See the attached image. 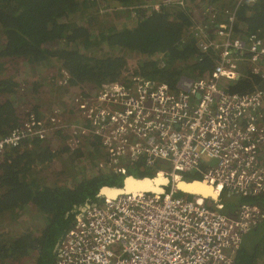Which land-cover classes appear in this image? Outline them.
Listing matches in <instances>:
<instances>
[{"label":"built area","instance_id":"built-area-1","mask_svg":"<svg viewBox=\"0 0 264 264\" xmlns=\"http://www.w3.org/2000/svg\"><path fill=\"white\" fill-rule=\"evenodd\" d=\"M256 1L208 5L193 17L198 59L211 60L202 77L182 76L172 88L128 68L127 79L73 99L78 121L59 109L43 118L21 111L23 125L0 137L3 153L67 129L71 148L99 143V166L111 173L142 167L172 180L164 194L128 193L75 213L56 264H235L244 236L264 222L257 202L264 199L263 84L246 94L229 86L250 73L264 80V33L245 31L237 19L241 6ZM189 5L149 0L145 8ZM69 79L62 71L59 84ZM179 179L212 186L219 200L181 195ZM231 197L240 199L233 209L223 203Z\"/></svg>","mask_w":264,"mask_h":264},{"label":"trees","instance_id":"trees-1","mask_svg":"<svg viewBox=\"0 0 264 264\" xmlns=\"http://www.w3.org/2000/svg\"><path fill=\"white\" fill-rule=\"evenodd\" d=\"M206 1L210 6L229 8L236 3L190 0L185 9L162 6L155 11L137 7L146 6V0H0V71L4 70L0 76V137L23 125L19 108L28 102L19 99L26 100L25 93L32 89V98L41 104L37 97L49 82L53 86L47 102L31 111L43 118L59 109L78 121L70 112L73 99L90 95L87 84L97 91L122 79L131 68V58H136L135 74L172 88L182 76L202 77L211 60L199 61L190 32L193 17L203 11L201 3ZM114 3L121 10L109 15H118L114 19L122 23L110 24L109 17L100 22L99 13ZM237 16L245 31L264 33V0L241 6ZM61 70L71 79L58 88L56 78ZM17 73L24 76L23 83L16 80ZM261 82L264 88V80L250 73L230 84V91L250 93ZM66 88L75 91L67 95ZM59 132L0 153V264H56L55 248L74 221V207L100 203V188L123 182L125 176L99 166L104 159L99 143L71 148L68 130ZM60 157L67 161L57 172L53 164ZM141 169L145 168H130L128 174ZM259 200L264 208V199ZM21 226L24 233L18 235L14 230ZM253 231L257 239L248 245L245 238ZM250 232L236 252L235 264H264V222Z\"/></svg>","mask_w":264,"mask_h":264},{"label":"rangeland","instance_id":"rangeland-1","mask_svg":"<svg viewBox=\"0 0 264 264\" xmlns=\"http://www.w3.org/2000/svg\"><path fill=\"white\" fill-rule=\"evenodd\" d=\"M149 0H146V2H148ZM220 4V3H219ZM139 5V4H138ZM201 5L203 6V11H204V9L205 8H207L208 7V4H207V1L206 2H202L201 3ZM141 6V5H140ZM138 8H140V9H142V10H145L146 8H145V6H142V8L141 7H139V6H137ZM121 10V6L120 5H118V4H113L110 8H106V11H101V13H99V15L100 16H98L99 18V21L101 22V19L102 20H104L105 18H107V17H109L108 19H110L109 20V22H110V24L111 23H114L115 22V20L116 19H114L116 16H118V15H109L110 14V12L112 11V13L113 14H116V13H118V11H120ZM199 14V13H198ZM203 14V13H202ZM202 14H199V15H202ZM122 23V20L121 19H118V20H116V24L117 25H120ZM102 49H103V52H106V53H108L109 52V49L106 47V45H102ZM130 63H131V68H133V65L134 64H137L136 63V58H131V60H130ZM62 71H64V70H61L60 72H59V74H58V76H57V78H56V81L57 82H59L60 81V78L62 77ZM3 72H4V70L2 71H0V76L2 77V74H3ZM66 72V71H65ZM24 73V72H23ZM22 73V74H23ZM18 74V76H17V81L18 82H20V83H23L24 81H23V79H24V76L23 75H19V73H17ZM129 76V73L128 72H126V74H124V77H123V79H127V77ZM123 79H120V80H118V81H121V80H123ZM52 85V83L51 82H49V83H47V85H44V87H42L40 90H41V92L42 93H39L40 95H38V99H40L41 101H42V103L41 104H43L44 102H47V100H48V98H49V92H50V90H51V86ZM61 86L59 83L57 84V86ZM53 86V85H52ZM59 86H58V88H59ZM54 87H55V85H54ZM86 90H88L89 92H92V91H95L93 88H94V86L93 85H89V84H87L86 86ZM55 88H57V87H55ZM61 88V87H60ZM67 89V91L68 92H66V94L68 95L70 92H73V91H75L73 88L71 89V88H66ZM31 92H32V89H30L29 91H28V93H25V95H26V100H24L23 101V98L22 99H19L20 100V102L21 103H24V102H28L27 104H25L26 106H23V107H21V108H19V111L21 112V111H25V110H27L28 112H31V113H33L31 110H32V108H34L35 106H41V104H39L35 99H33L32 98V96H31ZM63 102H64V104H66V105H68V102H67V100H66V97H64V99L62 100ZM50 104H52V102L50 103ZM25 108H31V109H25ZM70 109V108H69ZM41 114H44V111H41ZM62 157H60V158H58L59 160L58 161H56L54 164H53V168H55L56 169V171L57 172H60V171H62L63 170V167H64V162H66L67 160H66V157H64V159L62 158ZM57 159V158H56ZM135 176H150V177H152V176H155V172L153 171V170H147V169H141V170H137V171H133L132 172ZM190 175V177H197V178H202L201 176H198V175H194V174H189ZM188 175V176H189ZM48 180H51V178H48ZM240 202V199L239 198H237V197H231V198H225L224 200H223V203L227 206V208H231V209H233V208H235V205H237V203H239ZM24 229H23V227L21 226V227H18V229H16V230H14L15 231V233L16 234H18V235H21V233H24V231H23ZM255 231H253V232H250L247 236H246V238H245V242L249 245V244H251V242L253 241V240H255V239H257V236H256V234L254 233Z\"/></svg>","mask_w":264,"mask_h":264},{"label":"water","instance_id":"water-1","mask_svg":"<svg viewBox=\"0 0 264 264\" xmlns=\"http://www.w3.org/2000/svg\"><path fill=\"white\" fill-rule=\"evenodd\" d=\"M158 180V175L151 177L148 176H134V175H129L127 177H125L123 179V182L120 186H103L102 188H100L98 194H97V199L99 200H104L107 199L109 196L107 195L108 193L111 194L112 192L114 193H118V191H124L127 188H133V190H139V191H143L141 193H155V194H164L166 192V190L169 188V186L172 184V180L170 178H168L167 176H163V180L165 183H155V181ZM203 183L202 181L199 180H193V181H185L182 180L180 182H177L175 184V188L176 190L186 196H194V197H201L203 199H206L209 203H215L219 200V194L215 191V189L212 186H209L213 189L214 193L217 195V197H214L212 195H208L205 196L203 194H196V193H190V192H186L184 190H182L181 188L183 186H190L193 184H200ZM154 190H158L161 191L162 193H156L154 192ZM126 193H120L118 195H124ZM91 206V204L89 202H86L84 205L82 206H75L74 210L71 213H83L85 212L89 207ZM70 215V214H69ZM57 249H58V244L55 248V253H57Z\"/></svg>","mask_w":264,"mask_h":264},{"label":"bare ground","instance_id":"bare-ground-1","mask_svg":"<svg viewBox=\"0 0 264 264\" xmlns=\"http://www.w3.org/2000/svg\"><path fill=\"white\" fill-rule=\"evenodd\" d=\"M163 174H159L158 175V180L155 181V183H165L164 180H163ZM182 181L181 179H179L178 182ZM182 190L186 191V192H190V193H196V194H203L205 196H208V195H212L214 197H217V195L214 193L213 189L209 186H207V184L205 183H200V184H193V185H190V186H183L181 188ZM115 192V191H114ZM112 192L111 194H107L109 197L107 199H115L118 197V195L120 193H141L143 191H139V190H133V188L131 189L130 187L127 188L126 190L124 191H118V193H114ZM154 192L156 193H162L161 191H158V190H154Z\"/></svg>","mask_w":264,"mask_h":264},{"label":"clouds","instance_id":"clouds-1","mask_svg":"<svg viewBox=\"0 0 264 264\" xmlns=\"http://www.w3.org/2000/svg\"><path fill=\"white\" fill-rule=\"evenodd\" d=\"M129 175H134V174H128V175H126L125 177H127V176H129ZM156 175H157V174H155V176H156ZM134 176H135V175H134ZM125 177H124V178H125ZM143 177H144V176H143ZM148 177H150V176H148ZM152 177H153V176H152ZM152 177H151V178H152Z\"/></svg>","mask_w":264,"mask_h":264}]
</instances>
